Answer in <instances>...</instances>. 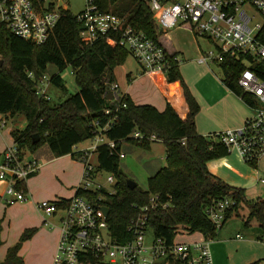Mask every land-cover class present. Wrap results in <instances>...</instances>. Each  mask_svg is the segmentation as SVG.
Instances as JSON below:
<instances>
[{
    "label": "trees",
    "instance_id": "16d2710c",
    "mask_svg": "<svg viewBox=\"0 0 264 264\" xmlns=\"http://www.w3.org/2000/svg\"><path fill=\"white\" fill-rule=\"evenodd\" d=\"M95 3L104 11L125 17L165 48L170 66L166 72L154 75L166 98L165 109L159 110L153 104H137L124 94L122 101L126 105L123 106L122 101L119 103L117 119L107 133L117 140L118 150L125 143L150 149L152 141L147 138L155 134L166 145L167 164L148 178L146 190L139 185L130 188L128 176L120 165L121 157L103 144L96 151L99 166L115 175L117 192L109 194L101 188L80 189L76 193L90 200L103 196L102 203L110 207L108 222L112 235L119 241L127 239V224L138 214L140 206L149 203L152 193L159 195L168 207L151 211L150 234L162 236L168 243L173 242L180 226L191 233L200 232L206 238L215 239L223 225L235 216L240 217L246 226L258 222L264 228V200L248 199L245 189L230 185L209 170L210 160L227 156L230 150L212 134L198 132L196 117L201 104L183 76L178 51L164 38L167 31L159 26L149 2L95 0ZM81 25L77 14L64 9L54 32L42 44L22 38L0 25V58L4 59L0 67V113L24 116L26 126L11 131L14 142L24 154L35 153L46 145L54 157L71 154L78 158L80 152L75 149L76 145L94 136V121H107L110 114L106 113V108L115 109V103L112 104L105 93L104 80H117L115 68L125 62L130 52L114 35L101 37L93 43L83 39ZM218 62L224 71L226 86L237 96L248 99L238 85L243 63L230 54H225ZM50 65L59 69L51 76L52 84L68 92L61 72L71 65L79 88L56 103L52 97L40 95L35 89L37 80L47 73ZM30 72L33 78L29 76ZM134 130L141 131L146 137L143 140L133 138ZM22 185L26 187L25 183ZM228 196L235 202L228 207L224 221L218 227L206 209L216 200ZM36 230L35 227L25 231L20 241L9 249L8 264H24L18 251L23 241ZM261 263L258 259L248 264ZM161 264L190 263L187 258L169 256Z\"/></svg>",
    "mask_w": 264,
    "mask_h": 264
},
{
    "label": "built area",
    "instance_id": "2783aa9c",
    "mask_svg": "<svg viewBox=\"0 0 264 264\" xmlns=\"http://www.w3.org/2000/svg\"><path fill=\"white\" fill-rule=\"evenodd\" d=\"M162 30L178 25H188L197 34L216 43L217 55L209 51L199 62L222 61L225 54L239 59L244 67L238 75V85L248 99L240 97L255 113L242 126L211 133L212 137L235 149L245 162H258L264 156V0H147ZM64 9H69L63 0H0V25L12 33L36 44L46 42L54 32ZM70 10V9H69ZM82 25L80 36L93 43L104 36L118 37L141 65L144 73H164L170 66L165 48L137 29L125 17L102 10L95 0H86L85 8L77 13ZM260 16V19L257 17ZM30 77H34L29 73ZM108 99L115 109L106 108L110 114L107 121H94L95 131L91 147L77 150L84 162L83 178L76 192L105 188L109 194L117 192V179L113 173L107 181L111 188L97 183L96 169L91 162L92 152L106 144L112 152L124 157L118 142L107 131L117 119L116 111L124 93L120 83L105 78ZM51 77L46 74L36 82L38 94L50 98ZM112 97L109 98V94ZM123 102V101H122ZM126 105L125 102L122 103ZM132 137L143 140L146 136L134 130ZM147 139L158 140L153 134ZM24 154L17 143L10 144L0 160V182L6 187L0 194V204L14 205L29 200L26 184L29 177L40 167V162ZM264 186V176L260 177ZM94 184V186H92ZM103 196L96 200L77 194L68 202L64 199H44L37 203L46 215H59L60 237L52 264H161L169 256L187 258L190 264H213L211 239L203 234L193 241L176 239L168 243L162 236H151L149 216L151 211L168 207L157 194H150L149 203L139 207V212L126 226L127 239L117 240L110 229L108 216L102 206ZM234 199L225 197L207 207L209 218L220 227L228 207ZM108 206V205H107ZM46 223H50L45 219ZM55 226V225H54ZM191 234L180 226L178 234ZM177 234V235H178ZM238 233L236 237H239ZM261 264H264L261 263Z\"/></svg>",
    "mask_w": 264,
    "mask_h": 264
},
{
    "label": "rangeland",
    "instance_id": "374dc122",
    "mask_svg": "<svg viewBox=\"0 0 264 264\" xmlns=\"http://www.w3.org/2000/svg\"><path fill=\"white\" fill-rule=\"evenodd\" d=\"M63 1L75 14L81 12L86 4V0ZM257 19H260V16ZM163 36L178 51L181 71L195 96L197 94L202 98L201 92L206 94L209 90L218 89L217 83L214 82L215 78L222 83V107L220 109V106L209 108L204 103V113H216L217 117L222 113V121L208 124L207 128L216 126V128L222 131L236 128L242 126L248 118L254 115V109L249 107L223 82L224 71L218 61L199 62L200 57L206 55L209 51H214L217 55V47L214 41L197 34L187 24L170 28L167 30L166 36ZM58 71L59 69L56 65H50L47 75L51 77ZM115 74L123 89L129 87L138 96L155 95L157 93V96L161 95L157 84L153 82V74H143L141 65L132 54H128L125 62L115 68ZM61 75L69 91H64L61 87L51 83L49 85V93L54 103L65 99L69 93H75L79 90L71 65L62 71ZM141 75L143 77H140ZM19 119L25 121L24 116L20 115L14 120L15 123L9 119L6 124L0 125V149L3 147L7 148L9 143L12 144L10 130L15 126H20L21 121ZM19 121L20 123H18ZM90 143L91 138L80 142V145H88ZM44 147L48 148L45 145L35 153L28 152L27 156L31 157L33 156L32 154L37 155ZM123 151L125 156L121 157L120 161L122 170L127 174L128 178L134 179L139 187L144 190L148 188V178L167 164V148L164 142L160 140L152 141L150 149L134 145L131 149L125 147ZM41 160L43 161L44 158H41ZM90 160L95 165V180L97 183L111 188V184L107 181V177L111 172L100 168L98 155L95 152L91 154ZM79 161L83 162L81 159ZM64 169L73 171L74 168L67 164ZM63 173L64 171L58 172L55 178L69 190L71 183L65 184ZM262 176H264V156L259 159L256 165L245 162L235 149L230 150L229 155L222 158L223 180L230 185L245 189L246 196L252 201L258 199L264 200V186L260 182V177ZM68 178L71 177L68 176ZM72 191L69 192L71 193ZM37 208V205L31 202V198L25 202L11 205L7 210L3 206H0V264H8L6 258L11 248L10 246L20 241L23 232L22 226L26 220L30 221L43 215L50 221V223H45V226L54 227L55 222H59V215H46ZM220 232L225 235V240L229 241L230 253H221L218 256L214 250L215 243L212 239L213 264H219L218 261H220V264H248L257 259H260L262 263L264 262V228L258 222L253 223L251 226H246L240 217L235 216L223 225L218 234ZM237 233L240 234L239 237H236ZM151 236L150 234L149 240ZM200 237L201 233H184L178 234L177 240L185 239L186 241H193Z\"/></svg>",
    "mask_w": 264,
    "mask_h": 264
},
{
    "label": "crops",
    "instance_id": "0c3cea01",
    "mask_svg": "<svg viewBox=\"0 0 264 264\" xmlns=\"http://www.w3.org/2000/svg\"><path fill=\"white\" fill-rule=\"evenodd\" d=\"M142 73L144 74L143 69H142ZM156 74H159V73H156ZM154 75L155 74L152 75L153 78H154ZM140 77H143V75H141ZM153 80H154L153 82L157 84L155 79ZM214 82L217 83V86L219 88L216 90H209L206 94L201 92L200 95H202L201 96L202 98H200V96L197 95L195 92L197 99L201 104V110L196 117L197 130L199 133L204 134V135L221 131L220 129L216 128V126L207 128V125L222 121L221 120L222 113L221 115H218V117L216 113H210V114L204 113V103H206L209 108H212V107L216 108L220 106L219 107L220 109L222 107V83H220L218 79L216 78L214 79ZM120 86H121V91L124 94H128L137 104H153L159 110H164L166 107V98L161 90H160L161 95H158V96H157L158 93L155 95L147 94L146 96L145 95L138 96L137 94L132 92L129 87L126 89H123L121 84ZM17 116L5 115V114L0 113V125L6 124V122L9 119L15 123L14 120L17 119ZM19 120L21 121V119ZM20 121L18 123H20ZM26 124H27L26 120L21 121L19 128H24ZM16 127L18 126H15L10 130L12 143L14 142V139L12 137L11 131ZM9 145L10 143L7 145V147ZM91 145H92V140H91V143L88 145L81 146L80 143H78L75 149L81 150V149L91 147ZM132 146L134 145L125 143L122 149L124 150L125 147L128 149H131ZM5 149L6 147L5 148L3 147L0 149V153L2 156L0 160H2L3 158V153ZM95 153L98 155L97 152ZM32 155L33 156H31V158L37 159L41 164L40 167L37 169V171L34 172L29 177L26 183V186L29 192V197L31 198L32 203H35L37 205L38 202L44 199H50V200L68 199L75 195L77 186L82 181L83 171H84V163L79 161V158H74L71 154L54 157L51 154L50 149L46 147H44L42 151H39L37 155L36 154H32ZM41 158L42 159L44 158V160L42 161ZM222 158L223 157L212 159L208 162L209 170L213 174L221 178H222ZM67 164L73 166L74 168L73 171L72 170L67 171L64 169ZM60 171H64L63 178H64L65 184L71 183L70 184L71 188L69 190H67L66 186L62 183H59V181L55 178L57 176V173ZM68 176L71 178H68ZM5 187H6L5 182H0V194L4 192ZM71 190L73 191L70 193L69 191ZM0 206H3L5 210H7L9 206L11 207V205H4V204H0ZM45 219L46 218L42 215V216L37 217L36 219H32L33 221L26 220L25 224L22 226V231H23L22 235L25 231L29 229H32L35 227L37 228V230L32 234L31 237L23 241L22 246L18 251V256L23 259L24 264H52L53 262V258H54L55 252L57 250L58 242H59L60 227H59L58 221L55 222L54 227L45 226L44 225L46 223ZM196 233H200V232H196ZM177 236H176V239H177ZM225 239L226 237L222 232H220L218 236L215 239H213L215 243L214 250L216 251L218 256H220L221 253L222 254H227L228 252L230 253V250H229L230 248L228 244L229 241H226ZM179 241H186V240L182 239ZM186 242H189V241L187 240ZM13 246H10V247H13ZM211 253H212V250H211ZM212 257H213V254H212ZM218 262L220 264V261Z\"/></svg>",
    "mask_w": 264,
    "mask_h": 264
},
{
    "label": "water",
    "instance_id": "95a60500",
    "mask_svg": "<svg viewBox=\"0 0 264 264\" xmlns=\"http://www.w3.org/2000/svg\"><path fill=\"white\" fill-rule=\"evenodd\" d=\"M3 64H4V59L0 58V67H2ZM111 97H112V94L110 93L109 98H111ZM127 183H128V186L130 188H135L138 185V183L132 178H128ZM102 209H103L104 213L106 214V216H108L110 213V207L107 205H104V206H102Z\"/></svg>",
    "mask_w": 264,
    "mask_h": 264
}]
</instances>
